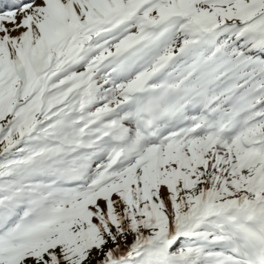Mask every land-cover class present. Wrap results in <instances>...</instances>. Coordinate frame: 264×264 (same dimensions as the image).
Listing matches in <instances>:
<instances>
[{
	"label": "snow or ice",
	"instance_id": "obj_1",
	"mask_svg": "<svg viewBox=\"0 0 264 264\" xmlns=\"http://www.w3.org/2000/svg\"><path fill=\"white\" fill-rule=\"evenodd\" d=\"M0 264H264V0H0Z\"/></svg>",
	"mask_w": 264,
	"mask_h": 264
}]
</instances>
